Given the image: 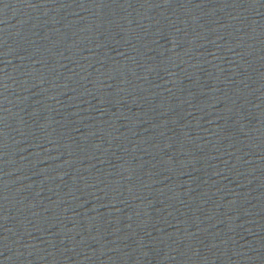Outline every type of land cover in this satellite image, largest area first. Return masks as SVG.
<instances>
[{
    "label": "water",
    "instance_id": "1",
    "mask_svg": "<svg viewBox=\"0 0 264 264\" xmlns=\"http://www.w3.org/2000/svg\"><path fill=\"white\" fill-rule=\"evenodd\" d=\"M0 264H264V0H0Z\"/></svg>",
    "mask_w": 264,
    "mask_h": 264
}]
</instances>
